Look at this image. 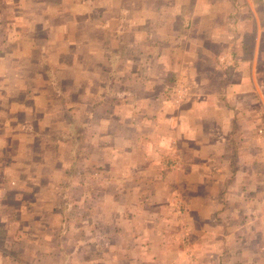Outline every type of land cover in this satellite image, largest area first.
<instances>
[{"label": "crops", "instance_id": "obj_1", "mask_svg": "<svg viewBox=\"0 0 264 264\" xmlns=\"http://www.w3.org/2000/svg\"><path fill=\"white\" fill-rule=\"evenodd\" d=\"M46 1L35 0L39 8ZM89 1V11L95 15L92 26L103 27L106 48L117 53L116 58H125L127 63L136 55L137 67L127 71L126 75L128 79L137 76L136 89L133 85L127 87L130 98L132 95L140 98L136 104V120L131 124L132 120L126 119V115L120 119L121 127L128 125L126 129L131 131L133 128L135 134L133 130L125 133L129 143L120 148L115 141L125 139L118 133L114 135L113 145L116 146L110 152L115 154L122 149L126 156L119 160L110 155L106 166L111 172L118 164L130 167L131 175L126 174L121 186L133 189L134 194L126 195L120 203L113 194L105 199L99 195L97 201L91 202L96 208L91 209L93 213L89 218L87 214L78 215L85 224L79 226L81 230L77 231L76 239L69 244L61 241L54 257L46 259L44 254L36 261L27 257H23L24 261L18 258L7 261L1 256L0 264H124L130 249L138 251L143 245L150 246V251L153 249L156 253L139 256L140 260L145 262L153 258L155 264H264V125L261 124L264 116L259 117L258 113L259 104L264 105V84L259 78L264 75V0ZM26 2L11 0L9 9V4L0 3V25L3 20L7 22L4 15L10 16V25H18L24 19L17 18L18 10L21 11L23 6L25 13L32 11L27 10ZM33 2L31 0V4ZM78 2L64 1L68 8L62 7L61 3L57 5L58 22L55 24L60 37L70 29L68 24H77L65 19H78L77 11L81 5ZM69 3L74 13L70 11ZM10 10L11 14L7 12ZM98 13L102 14L100 23L95 20ZM44 18L36 21L47 25L45 15ZM32 43L36 44L35 40ZM115 43L117 48L113 47ZM20 49L26 47L17 46L19 57L11 54L14 60L24 57V51L20 52ZM4 58L0 54V63ZM14 64L6 66L4 72L15 70L18 73L23 69L17 65L18 61ZM57 70L56 66L55 72ZM121 73L126 74L125 70ZM174 83L170 87L171 95L174 88L184 87L186 83L187 95L182 101L172 97L166 101L162 95ZM23 85L16 83L15 89L23 90ZM9 96L0 88V104L5 106L0 127L6 120L15 119L16 113L26 114L32 105L15 100L19 103L13 107L8 101ZM128 105L133 107L130 101ZM70 118L73 121L71 115ZM27 123L22 121L20 125L29 133ZM38 136L34 128L31 146ZM98 138L103 140L101 136ZM163 157L167 162L163 163ZM76 160L73 157L68 164L62 191L63 187L69 189L72 182L77 184L76 168L71 167L75 166ZM161 167H176L174 171L185 167L183 180L189 182L190 188L198 183L195 173H201L199 180L203 192L197 204L198 215L192 214L191 221L188 220L192 230L197 228V233L192 231L187 238L185 231L186 238L181 240L185 246L187 240L191 243L194 236L202 235L206 240L199 247L192 245L177 251L179 237L169 231L170 213L155 216L154 210L161 202L150 198L152 185H157L160 191L168 187L173 190L177 180L172 175L162 176ZM151 169L160 172L154 175V184L146 177ZM61 198H66V192ZM147 200L152 203L145 208ZM104 206L108 215L102 218L100 210L105 211ZM73 209H65L67 213L61 211V218L64 215L68 219ZM71 215L72 218L77 216ZM182 215L185 217V211ZM108 216L112 221L124 216V228L114 226L121 228L119 231L129 239V244L124 245L122 239L111 237L119 231L117 228L109 230L108 226L112 224ZM66 236L71 238V235Z\"/></svg>", "mask_w": 264, "mask_h": 264}, {"label": "rangeland", "instance_id": "obj_2", "mask_svg": "<svg viewBox=\"0 0 264 264\" xmlns=\"http://www.w3.org/2000/svg\"><path fill=\"white\" fill-rule=\"evenodd\" d=\"M33 1L31 4V0H27L25 6L27 10L32 11L25 13L23 6L21 11L18 10L17 18H24L18 25H10V16H5V12L2 15L7 22L3 20L0 25V54L5 56L0 63V88L5 89L7 96L10 95L9 99H4H8L13 107L21 100H24L26 105L32 104L25 112L27 115L16 113L15 119L6 120L5 125L0 127V257L7 258V261L13 258L24 261L23 257L36 261L41 260L44 254L46 259L52 255L54 257L56 247L61 241L69 244L76 239L77 231L81 230L79 226L85 224L82 216L78 215L87 214L89 218L93 213L91 209L96 208L91 202L95 199L97 201L99 195L105 199L113 194L117 197V203H120L123 197L127 198L126 195L134 194L133 189L121 186L126 174L131 175L130 167L118 164L117 167H112L114 172H111V168L106 166L110 155L118 157L119 160L126 156L125 150L122 149L115 154L110 152L116 146L113 145L115 142L118 148L124 147V143H129V137H125V133L129 134L133 130L126 129L128 125L124 126L126 128L121 127L120 119L123 120L126 115V119L129 117V120H132L131 124L136 120V104L140 98L135 95L130 98L127 87L133 85L136 89L137 76H130L129 79L126 77L127 71L137 67L136 55L128 60V64L125 58H116L117 53L106 48L103 41L105 38L102 37L103 27L92 26L95 15L89 11V0H79L81 5L77 11V20L65 19L66 22L73 21L77 24H68L70 29L63 37H60L55 24L58 22L57 5L61 3L62 7H66L63 2L68 0H47L40 8L39 4ZM10 2L11 0H0L3 5L9 4L8 9L11 7ZM69 5L70 11H73L70 3ZM7 12L11 14L12 10ZM44 15L47 25L36 21L45 20ZM101 17L102 14L98 13L95 20L99 22ZM48 23L51 25L48 26ZM14 26L17 28H13ZM32 40H35L36 44L32 43ZM17 46H25L26 49H20V52L24 51L22 59L14 60L11 54L19 57L16 54ZM113 47L117 48V43L113 44ZM262 47L264 48V37ZM16 61L19 67H23L21 71L17 73L11 70L12 76L8 70L4 72L6 66H15ZM258 67L262 70L260 63ZM122 68L126 74L121 73ZM259 69L258 72L261 73ZM259 78L264 84V75ZM167 79L170 80V77ZM16 83L26 86L23 85V90H18L15 89ZM174 85L175 83L163 91L162 95L166 97V101H169V97L176 101H182L186 97V83L184 87L181 85L179 89L174 88L172 96L170 87ZM262 96L264 98V91ZM129 101L130 105H133L132 108L128 105ZM259 105V117H263L264 105ZM4 110L5 106L0 104V119L5 117ZM22 121L29 123V133L25 132V128L22 129ZM34 128L39 136L31 146ZM132 132L135 134L134 130ZM116 133L125 140L114 142ZM98 136L103 140H99ZM109 144L111 145L108 146ZM73 157L77 160L75 166L71 167L76 168L77 178L80 180L76 179L77 184L72 182L70 187L68 186L69 189L63 187L62 191L63 181L67 179L68 164ZM164 158L163 163L167 162ZM161 168L162 176L172 175L177 180L173 183V190L168 187L160 191L157 185H152L150 198L160 199L161 202L154 210L155 216L162 212L165 216L170 213L172 221L169 231L179 237L177 251H184L187 246L192 245L199 247L206 240L202 235L194 236L191 243L187 240L185 246L181 240L186 238L185 231L187 238L192 231L193 234L197 233V228L192 230L188 220L191 221L189 217L192 214L198 215L197 204L203 192L199 180L201 173H195L198 183L190 188L187 186L189 182L183 180L185 167H178V171H174L176 167ZM157 171L153 172L151 169L146 177L154 181V175L160 173ZM109 175L111 177L107 178ZM141 175L143 176V172ZM106 180H109L110 184H104ZM154 183L156 182L152 184ZM181 184L183 186H179ZM61 191L66 192V198H61ZM149 201L147 200L145 208L150 207L152 201L148 203ZM70 207L75 208L70 211V217L66 219L63 215L61 218L63 212L67 213L65 209ZM104 207L105 211L100 210L102 218L108 215L106 206ZM184 211L185 217L181 216ZM125 213L127 215V211ZM71 214L77 216L73 215L72 218ZM124 222V216L115 221L109 218L112 226L108 228H117L114 224L124 228ZM195 222L199 223L198 220ZM117 229L119 231L121 228ZM65 235H71V238ZM111 237L122 239L124 245L129 241L120 231ZM150 249L148 245H143L138 251H132L131 248L123 263L155 264L153 258L145 262L140 260L139 256L144 257L145 254L151 253L155 255L156 251Z\"/></svg>", "mask_w": 264, "mask_h": 264}]
</instances>
